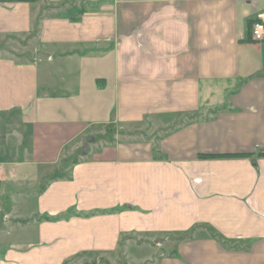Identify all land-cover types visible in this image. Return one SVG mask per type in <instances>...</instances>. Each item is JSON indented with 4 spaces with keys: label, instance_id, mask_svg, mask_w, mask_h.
<instances>
[{
    "label": "crops",
    "instance_id": "obj_1",
    "mask_svg": "<svg viewBox=\"0 0 264 264\" xmlns=\"http://www.w3.org/2000/svg\"><path fill=\"white\" fill-rule=\"evenodd\" d=\"M258 13L0 0V264H116L125 243L167 247L148 264H264Z\"/></svg>",
    "mask_w": 264,
    "mask_h": 264
},
{
    "label": "rangeland",
    "instance_id": "obj_2",
    "mask_svg": "<svg viewBox=\"0 0 264 264\" xmlns=\"http://www.w3.org/2000/svg\"><path fill=\"white\" fill-rule=\"evenodd\" d=\"M25 45H26V43H25ZM13 46L14 47H12L13 48L12 50H20L21 51V47L19 46L18 43H14ZM27 46H28V42H27ZM9 51H11V50H9ZM20 51L12 52V53L15 56H19V57L22 56L23 58L26 57L24 59H28V58L31 60L34 59V54H32V52L30 53L29 50L25 53H22ZM105 129H107L108 132L112 133V127L111 128H108V127L100 128V131L105 130ZM114 133H115V129H113V134ZM104 137H106V135ZM166 248L167 247L165 245L162 246V248H161L162 250H160L159 245H156V246L150 245V246L144 247V246H135V245L129 246L128 244L125 243V246L122 247L121 258L118 259L119 262H117L116 264H148L150 261L157 258L161 254H164L167 251ZM85 258L86 257H83V258L79 259L80 261H77L76 263H72V264H107L104 261L103 262H97V259L93 260L94 261L93 262V261H89L88 259H85ZM89 262H91V263H89Z\"/></svg>",
    "mask_w": 264,
    "mask_h": 264
},
{
    "label": "built area",
    "instance_id": "obj_3",
    "mask_svg": "<svg viewBox=\"0 0 264 264\" xmlns=\"http://www.w3.org/2000/svg\"><path fill=\"white\" fill-rule=\"evenodd\" d=\"M251 35L255 41L264 40V13H258L251 26Z\"/></svg>",
    "mask_w": 264,
    "mask_h": 264
},
{
    "label": "water",
    "instance_id": "obj_4",
    "mask_svg": "<svg viewBox=\"0 0 264 264\" xmlns=\"http://www.w3.org/2000/svg\"><path fill=\"white\" fill-rule=\"evenodd\" d=\"M93 141H94V139L91 138V137L85 138L84 145H83V148H82V154H83V156H86L88 154L89 144L91 142H93Z\"/></svg>",
    "mask_w": 264,
    "mask_h": 264
},
{
    "label": "trees",
    "instance_id": "obj_5",
    "mask_svg": "<svg viewBox=\"0 0 264 264\" xmlns=\"http://www.w3.org/2000/svg\"><path fill=\"white\" fill-rule=\"evenodd\" d=\"M230 157H240V156H245V155H229ZM264 156V154H262Z\"/></svg>",
    "mask_w": 264,
    "mask_h": 264
}]
</instances>
